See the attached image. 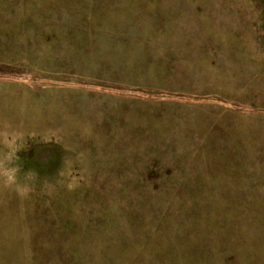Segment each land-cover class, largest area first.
Returning <instances> with one entry per match:
<instances>
[{
	"label": "rangeland",
	"instance_id": "obj_1",
	"mask_svg": "<svg viewBox=\"0 0 264 264\" xmlns=\"http://www.w3.org/2000/svg\"><path fill=\"white\" fill-rule=\"evenodd\" d=\"M0 264H264V0H0Z\"/></svg>",
	"mask_w": 264,
	"mask_h": 264
}]
</instances>
